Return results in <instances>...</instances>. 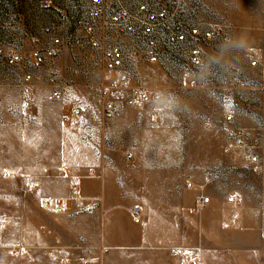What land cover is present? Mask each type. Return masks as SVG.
I'll return each mask as SVG.
<instances>
[{"label": "rangeland", "instance_id": "374dc122", "mask_svg": "<svg viewBox=\"0 0 264 264\" xmlns=\"http://www.w3.org/2000/svg\"><path fill=\"white\" fill-rule=\"evenodd\" d=\"M43 1L0 0V49L28 55L31 37L44 26L33 12L45 9ZM179 21L225 31L238 46L232 48L221 37L206 42L211 85L183 83L190 45L166 48L157 63H140L141 82L176 97L178 105L171 110L157 103L137 105L105 125L91 114L76 121L71 105L82 94L97 108L98 85L107 73L68 63L57 71L58 80L73 84L66 98L49 101L40 93L44 87H34L37 121L30 123L21 113L22 70L0 53V216L12 217L11 225L0 227V264L35 262L36 254L51 251L55 235L66 237L69 251L86 254L94 246L86 236L119 233L162 237L149 246L164 253L165 264H264V170L254 174L243 154L227 152L220 129L224 114L231 112L235 123L264 138L263 76L249 66V54L264 49V0H184ZM80 65L84 68L78 73ZM232 75L242 82L233 83ZM81 79L86 85H80ZM102 155L114 160L125 196L138 204L129 213L117 212L109 231L86 233L82 228L84 233L73 222L89 209L83 207L77 171L93 167ZM188 179L193 187L187 186ZM33 181L40 185L30 188ZM73 190L80 192L82 207L72 202L69 210L57 213L54 204ZM201 190L212 199L204 208L197 207ZM230 195L236 198L233 204ZM126 214L134 221L139 217L134 230L124 227ZM176 245L191 248L192 254L174 256L169 248ZM20 248L27 253H16Z\"/></svg>", "mask_w": 264, "mask_h": 264}, {"label": "built area", "instance_id": "2783aa9c", "mask_svg": "<svg viewBox=\"0 0 264 264\" xmlns=\"http://www.w3.org/2000/svg\"><path fill=\"white\" fill-rule=\"evenodd\" d=\"M43 3L56 12V20L45 28L49 43L43 45L45 37L35 34L31 37L34 46L28 50V55L24 50L0 49L7 64L22 70L19 83L22 89L21 113L30 123L37 121V115L32 111L34 87L49 88L46 94L49 101H61L68 94V84L57 79L55 69L48 70L45 80L42 74L47 61L60 56L66 49L85 53L88 68L107 73L98 85V107L91 108L87 100L78 99L71 105L72 118L79 121L91 114L105 125L137 105L157 103L170 110L178 105L176 97L166 96L141 82L140 63L159 62L167 47L190 45L189 63L181 72L183 83L190 87L211 85L214 76L206 63V42L221 37L232 48L238 46L233 36L225 31L202 30L198 26L187 27L181 23L179 18L184 11V0H87L82 7L76 0H44ZM136 41L142 45H137ZM249 66L262 74L264 90V49L260 55L249 54ZM77 70L81 73L82 67ZM231 78L233 83L242 82L239 75H232ZM80 85H86V81L81 79ZM205 126L211 127L212 124L207 121ZM220 129L224 135L225 150L243 154L250 170L261 174L264 170V138L252 135L248 128L235 123L231 112L224 114ZM127 158L131 160L132 154L129 153ZM39 185L38 181H33L29 187ZM187 186L193 187L191 179H188ZM81 198L80 192L73 190L54 204V210L63 213L71 208L72 202L81 208ZM227 200L231 204L236 202L234 195L228 196ZM211 202V197L201 190L197 207L204 208ZM262 214L264 218V208ZM232 218L236 220L238 214L234 213ZM11 223L12 217L8 213L0 216V227L5 228ZM169 250L174 256L191 254V248L186 246H171ZM15 252L25 254L27 250L20 248Z\"/></svg>", "mask_w": 264, "mask_h": 264}, {"label": "crops", "instance_id": "0c3cea01", "mask_svg": "<svg viewBox=\"0 0 264 264\" xmlns=\"http://www.w3.org/2000/svg\"><path fill=\"white\" fill-rule=\"evenodd\" d=\"M76 3L78 6L82 7L86 5L87 0H76ZM33 12L37 15L36 17L38 19L44 21V26L37 33L45 37L46 41L43 42V45H46L49 43V40L45 33V28L49 23L56 20V12L46 7L43 10L36 7V9H33ZM136 44L140 45L141 42L136 41ZM33 46L34 45L31 43L30 48ZM165 52L166 49L162 52L161 56ZM47 63L45 67L47 71H45V74L50 68L58 72L59 70L62 71L63 68H67L66 66L68 63L73 67L74 63H84V65H87L88 59L85 53L81 51L66 49L60 56L47 61ZM84 65H80L79 67L83 69ZM45 79L46 77L44 76V80ZM67 84L69 87L73 85L68 82ZM48 91L49 88L44 87L43 91L40 90V93L46 98ZM80 98L84 99L87 98V96L81 94ZM102 146L104 147V143ZM94 164L95 165L91 168L84 167L77 171V174L80 175L79 181H81L80 191L85 195L83 207L89 209L79 213L73 222L77 223V228L80 230L84 228L83 230L86 233L94 232L96 228H104L109 231L115 226L113 221L117 216V212L125 211L129 213V209L137 207L136 204H138V201L134 200L132 197L128 198L125 196L124 186L123 184H119L117 178L118 174L115 170V162L112 158L102 155L95 160ZM124 176L125 180L128 175L125 174ZM43 181L44 180H42V182ZM57 196V194L49 195L51 198H56ZM75 209L76 208L73 206L72 210ZM148 211L149 209L143 212L145 213ZM146 219L147 215L145 213V215L143 214L142 216V220L144 221ZM124 220H126L124 227H126L127 230L131 231L135 229L136 226L134 222L136 221H134L129 214H126ZM83 230L82 232H84ZM86 237V242L90 245H94L92 246V251L89 253L82 254L69 251L68 246H66V243L69 241H67L66 237L55 235L53 237L55 244L51 251L40 256L36 254L35 262L31 264H165L164 253L157 250L156 247L149 246L150 243H159L162 240L160 236H137L135 234L119 233L109 237L98 235ZM106 248L110 250L105 251Z\"/></svg>", "mask_w": 264, "mask_h": 264}]
</instances>
